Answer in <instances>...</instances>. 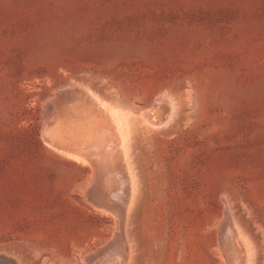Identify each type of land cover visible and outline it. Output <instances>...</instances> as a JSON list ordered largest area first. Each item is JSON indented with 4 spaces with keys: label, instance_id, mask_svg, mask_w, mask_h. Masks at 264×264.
<instances>
[{
    "label": "rangeland",
    "instance_id": "374dc122",
    "mask_svg": "<svg viewBox=\"0 0 264 264\" xmlns=\"http://www.w3.org/2000/svg\"><path fill=\"white\" fill-rule=\"evenodd\" d=\"M73 86L127 119L126 220L45 144ZM161 97L171 115L151 127ZM225 216L264 264V0H0V256L85 264L117 232L129 264H229Z\"/></svg>",
    "mask_w": 264,
    "mask_h": 264
},
{
    "label": "bare ground",
    "instance_id": "6f19581e",
    "mask_svg": "<svg viewBox=\"0 0 264 264\" xmlns=\"http://www.w3.org/2000/svg\"><path fill=\"white\" fill-rule=\"evenodd\" d=\"M74 87L60 95L64 96L68 103L59 99L58 105L47 107L51 114L48 115L49 118L43 127L45 144L75 162L89 165L95 182L97 180L96 198L103 203H105L104 198L108 201H116L118 210L115 212L119 214V218L123 216L126 220L129 211L135 206L137 190L136 177L130 163V132L127 119L120 108L108 103L92 90L81 86ZM65 103L69 104L68 108L59 110L61 104L66 106ZM164 103L165 98L161 97L153 104V109L142 113L143 122L151 127L165 124L166 119L170 117L166 115L169 112L165 113L163 109ZM107 206L110 207L109 204ZM96 208L103 214H113L99 206ZM227 216L230 217L228 214ZM227 216L221 223L220 231L226 233L224 237L220 236V249L228 258L229 264H248L251 261L248 244ZM119 218L117 217L118 220ZM127 245L128 242L120 239L116 232L113 239L101 250L86 256L83 262L129 264L131 257ZM1 257L5 258V255ZM5 260L3 264H13L16 261L11 262L7 256Z\"/></svg>",
    "mask_w": 264,
    "mask_h": 264
},
{
    "label": "water",
    "instance_id": "95a60500",
    "mask_svg": "<svg viewBox=\"0 0 264 264\" xmlns=\"http://www.w3.org/2000/svg\"><path fill=\"white\" fill-rule=\"evenodd\" d=\"M57 97H58V100L61 98V96L59 94L57 95ZM4 262H6L5 258L0 256V264H3Z\"/></svg>",
    "mask_w": 264,
    "mask_h": 264
}]
</instances>
